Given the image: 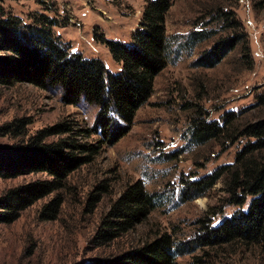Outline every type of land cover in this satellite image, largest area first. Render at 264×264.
I'll use <instances>...</instances> for the list:
<instances>
[{"label": "rangeland", "instance_id": "1", "mask_svg": "<svg viewBox=\"0 0 264 264\" xmlns=\"http://www.w3.org/2000/svg\"><path fill=\"white\" fill-rule=\"evenodd\" d=\"M147 1L2 0L0 4L22 22H32L30 15L40 12L55 18L58 24L51 26L52 35L69 52L98 58L115 72L120 63L95 36L131 41ZM168 1L163 18L165 63L125 131L110 143L90 132L97 105L83 94L68 102L59 83L0 82V146L24 143L38 129L59 122L71 131L50 133L44 141L68 134L91 143L102 140L89 161L71 170L61 186L19 209L13 220L0 221V264H67L115 255L161 231L189 243L206 222L213 225L238 208L221 205L225 194L221 179L193 198H184L180 188L186 180L232 162L246 139L196 143L190 138L193 116L221 120L231 111L245 121L264 113L258 101L264 94V0ZM196 30L208 35L193 37ZM230 34L238 39L234 46L211 66L201 64L205 51ZM136 178L154 195L155 206L131 229L95 244L91 237L110 201ZM42 179L51 175L32 171L0 177V195L18 184ZM56 194L61 201L55 211H44ZM173 264H264V257L255 248L220 243L177 254Z\"/></svg>", "mask_w": 264, "mask_h": 264}, {"label": "trees", "instance_id": "2", "mask_svg": "<svg viewBox=\"0 0 264 264\" xmlns=\"http://www.w3.org/2000/svg\"><path fill=\"white\" fill-rule=\"evenodd\" d=\"M168 6V0H148L129 42L95 36L120 63V69L111 72L98 58L69 52L52 35L51 26L58 24L55 18L40 12L30 15L32 22H22L17 15L4 12L0 4V50L6 51L0 54V82L59 83L62 97L68 102L83 94L86 101L97 105L90 132H98L104 142L110 143L125 131L134 109L146 99L154 75L165 63L163 18ZM191 35L199 38L208 34L196 30ZM237 40L231 34L217 40L199 59L201 64L216 63ZM258 101L264 106V94L258 96ZM241 119L231 111H226L221 120L192 117L190 138L196 143L217 138L221 142L246 139L235 151L232 162L219 165L213 173L186 180L180 188L184 198H193L221 179L225 193L221 205L238 206L231 214L213 225L206 222L201 226L202 233H196L189 243L176 241L169 232L161 231L115 255L67 264H173L177 254L220 243L255 248L264 257V113L255 119ZM70 129L65 122H59L38 129L24 143L0 146V177L32 171L51 175V179L18 184L0 195V221L13 220L19 209L61 186L68 173L89 161L102 142L82 141L71 134L55 141L43 140L50 133ZM154 198L140 178L125 183L110 201L91 240L100 244L131 229L155 206ZM60 201L61 197L54 195L43 206L44 211L54 212ZM242 204L244 208L240 207ZM220 211L221 208L214 213Z\"/></svg>", "mask_w": 264, "mask_h": 264}]
</instances>
